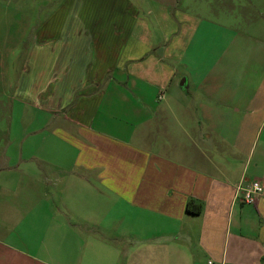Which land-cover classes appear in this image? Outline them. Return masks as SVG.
<instances>
[{
	"label": "crops",
	"instance_id": "crops-1",
	"mask_svg": "<svg viewBox=\"0 0 264 264\" xmlns=\"http://www.w3.org/2000/svg\"><path fill=\"white\" fill-rule=\"evenodd\" d=\"M178 1L91 0L97 17L32 46L15 97L41 161L27 189L0 182V264H264V196L236 197L264 184V84L214 79L210 24Z\"/></svg>",
	"mask_w": 264,
	"mask_h": 264
},
{
	"label": "rangeland",
	"instance_id": "rangeland-1",
	"mask_svg": "<svg viewBox=\"0 0 264 264\" xmlns=\"http://www.w3.org/2000/svg\"><path fill=\"white\" fill-rule=\"evenodd\" d=\"M165 1L173 7L174 0ZM98 6L101 9L91 0H0V168H11V173L7 169L0 172V182L16 177L15 184L20 182L27 189L32 181L25 174L37 175V170L26 161H41L32 157L41 153L38 145L43 137L31 135L35 114L15 97L19 81L24 83L25 58L34 45L52 49L64 30L72 32L75 16L97 17L96 10L106 8L104 0ZM147 7L140 8L147 11ZM175 8L208 20L210 26H206L199 47L205 54L202 61L218 65L214 79L235 75L246 82V93L249 82L253 84L249 89L258 94L264 84V0H179ZM150 21L156 27V22ZM258 160L264 161L260 148L253 149L250 158ZM9 207L10 203L0 208V224L7 226L3 218L14 214Z\"/></svg>",
	"mask_w": 264,
	"mask_h": 264
},
{
	"label": "built area",
	"instance_id": "built-area-1",
	"mask_svg": "<svg viewBox=\"0 0 264 264\" xmlns=\"http://www.w3.org/2000/svg\"><path fill=\"white\" fill-rule=\"evenodd\" d=\"M262 196H264V184L260 181L242 183L237 187L236 197L244 204L254 205ZM209 264L213 263L209 262Z\"/></svg>",
	"mask_w": 264,
	"mask_h": 264
},
{
	"label": "trees",
	"instance_id": "trees-1",
	"mask_svg": "<svg viewBox=\"0 0 264 264\" xmlns=\"http://www.w3.org/2000/svg\"><path fill=\"white\" fill-rule=\"evenodd\" d=\"M77 98V97H76ZM74 103H72L71 106H73ZM70 106V107H71ZM203 211V204L198 203L194 200H190L187 204V212L192 215H199Z\"/></svg>",
	"mask_w": 264,
	"mask_h": 264
}]
</instances>
